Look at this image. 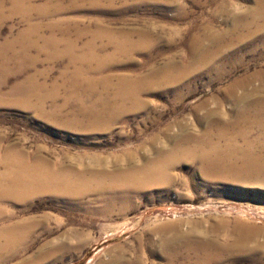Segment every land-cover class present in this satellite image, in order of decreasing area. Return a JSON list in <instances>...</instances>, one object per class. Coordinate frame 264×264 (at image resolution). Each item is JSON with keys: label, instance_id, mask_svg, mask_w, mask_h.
<instances>
[{"label": "rangeland", "instance_id": "rangeland-1", "mask_svg": "<svg viewBox=\"0 0 264 264\" xmlns=\"http://www.w3.org/2000/svg\"><path fill=\"white\" fill-rule=\"evenodd\" d=\"M13 1L0 0V46L33 27L29 42L36 44L19 62L2 65L0 58V155L15 149L30 164L101 167L108 176L102 190L75 199L49 192L1 198L0 228L25 220L31 228L3 245L0 264H194L207 255H216V264H264V175L161 155L175 139L201 134L219 116L211 110L230 119L238 107L231 85L264 73V25L251 17L264 10V0ZM66 30L79 37L78 56L92 41L100 60L70 64L69 55L52 61L38 50L44 37ZM15 44L2 52L12 56L22 48ZM77 70L84 81L107 80L110 92L121 81H139L138 103L87 122L80 110L99 107L92 105L96 93L72 91ZM36 72L43 74L35 77L43 93L56 90L42 110L9 103L23 98L22 84Z\"/></svg>", "mask_w": 264, "mask_h": 264}, {"label": "bare ground", "instance_id": "bare-ground-1", "mask_svg": "<svg viewBox=\"0 0 264 264\" xmlns=\"http://www.w3.org/2000/svg\"><path fill=\"white\" fill-rule=\"evenodd\" d=\"M28 1L30 0H15L13 2L16 6H19V3ZM31 7H33V5H29V8ZM262 7L264 8V5ZM251 15L253 18L252 22H257V25H259V22H263L264 25V10L260 11L259 9V11H253ZM26 29L28 30V28ZM35 29L38 31V28ZM256 29L254 31H256ZM32 33L34 34V27L22 34L19 32L20 35L17 36L15 40H7L5 44L0 46V58L2 65L3 63L6 64V62L14 60L19 62L22 57L25 58V55L29 52V48L34 47L36 44L33 41L35 39L34 36V39L29 42V38H31L30 34ZM62 34V37H56V35L53 34L44 37L42 42L43 44L41 47L39 46L40 48L38 50L46 53V58L52 61L60 59V57L64 55H69V59L71 61L70 64H75L76 62H86L89 60L91 61L92 59L100 60L96 56L97 48L92 41L86 43L82 51L83 53L78 56L77 51L79 37L77 39L69 38L67 30L63 31ZM97 37L98 35L94 34V39ZM81 38L82 37L80 35V39ZM239 38H242V36ZM243 38L245 39V37ZM116 39L117 38H115V40ZM27 40L28 42H26ZM17 41H19V43L22 41L23 43L21 42V45L23 46H19L16 43ZM118 41L120 40H117L116 43ZM124 42L126 45L127 42L125 40ZM15 43L18 47L22 48L18 51H13L12 56L8 57L6 55L7 53L2 52L10 50ZM61 46L62 49H60ZM123 47L125 46L123 45ZM99 49L102 52L103 48L100 47ZM35 50L37 51V49ZM48 59L46 60L47 62ZM28 60H32V58H29ZM203 61L205 62V60ZM34 62H37V60H34ZM205 63H207V61ZM195 64L199 65L201 63L197 62ZM2 65L0 67H2ZM19 66L16 67V70H21L24 67V65L23 67ZM75 68H77V66ZM83 73L84 72L81 70L75 71L72 76V82H70L72 91H79L81 90V86H84V90L90 97L92 93H96V97L93 98L94 101L92 105L95 104V106H98L99 108L92 106L93 108L91 107L89 109L80 110V114L83 115L87 122L92 121L97 124V121L101 118L103 120L111 119L113 116L121 114L127 110L124 106L127 102L132 103L130 108H135L134 104L136 105L138 103L139 92L141 90V84L139 81H121L117 84V86H115V88L113 87V92H110L111 83L108 84L107 80L101 78L98 81L89 78L87 81H84V78L82 77ZM41 75L43 76L41 72H36L30 75L25 83L22 84L26 87L23 98L18 100H9L8 102L19 106L33 105L39 111L42 110L46 98L48 96L55 95L56 90L51 94L43 93L42 91L45 87L44 83L37 84L35 81V77H39ZM255 81H257L256 84L254 83ZM98 85H101V90H97ZM239 87L243 88L244 91L240 95H236L235 89ZM263 90L264 73L262 71L255 72V74L246 77L245 79L238 80L236 83L234 82L228 92L229 95L233 97L235 105L238 107L233 110L235 112L231 118L226 119L224 116H221L218 109L211 110L209 115L217 113L219 115L217 119L212 120L201 134L188 133L182 136V138L180 137V139H175V141L172 142L173 145L171 149L161 150V155L163 156L162 158L186 155L191 157L193 160H196L203 169L220 170L222 172L226 171L229 174L233 173L244 177L264 175V97L261 96ZM32 100H35L34 104H31ZM14 150L7 149L5 152L3 151L4 153H2V155H0V167L3 170V172L0 173V199L22 200L25 197L32 196L38 192H49L54 195L66 197L67 199H75L82 192L84 193L89 190L97 192L102 190V181L108 176L107 171L101 167L95 170L90 166H83L81 168H56L54 166L56 169H51L50 166L44 163L45 161L42 159L41 161L37 160L30 164L26 159H24V155L18 154L17 151V153H15ZM27 221L28 220L10 224L7 223V225L0 228V249L3 248V245H11L20 238L24 237L26 232H28L31 228V223ZM197 258L198 257L195 258L196 260L194 259V264H216L219 261L216 255H207L202 258Z\"/></svg>", "mask_w": 264, "mask_h": 264}]
</instances>
